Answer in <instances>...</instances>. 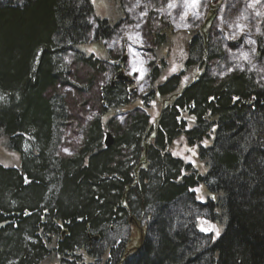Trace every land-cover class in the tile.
Wrapping results in <instances>:
<instances>
[{
    "label": "trees",
    "instance_id": "obj_1",
    "mask_svg": "<svg viewBox=\"0 0 264 264\" xmlns=\"http://www.w3.org/2000/svg\"><path fill=\"white\" fill-rule=\"evenodd\" d=\"M110 31L91 0H0V136L20 155L18 166L0 163V264H86L83 251L100 264H264V80L229 64L238 42L209 30L191 41L186 64L202 74L184 88L183 73L157 86L176 98L156 128L142 110L105 122L130 103V88L101 83L116 65L80 46ZM90 103L100 116L86 117ZM72 124L81 138L68 154ZM181 135L206 173L169 151ZM201 185L215 197L199 199ZM135 219L147 221L137 248L111 240Z\"/></svg>",
    "mask_w": 264,
    "mask_h": 264
},
{
    "label": "rangeland",
    "instance_id": "obj_2",
    "mask_svg": "<svg viewBox=\"0 0 264 264\" xmlns=\"http://www.w3.org/2000/svg\"><path fill=\"white\" fill-rule=\"evenodd\" d=\"M91 2L98 22L105 20L108 23L110 36L92 37L89 43L80 46V50L87 56L93 55L105 61L108 65H116L113 74L108 76L102 74L101 83L109 82L115 85L114 81L118 82L115 78L116 72L123 73L131 80L126 82L131 93L130 103L120 110L113 109L104 115L105 122L113 116L120 122L122 114L142 110L151 116L153 127L156 128L162 111L176 98V95L162 96L157 91V86L163 83L165 77L183 73L184 88L202 74L203 70L200 67L188 68L186 64L190 58L191 41L198 36L197 34H209V30H212L213 35L221 36L220 40L224 39L225 43L228 40L230 43L238 42L237 47L228 51L229 64L232 61L234 66L249 69L259 79L264 80V58L260 57L258 50L261 46L260 41L264 43V0H199L198 7L192 6V0H91ZM170 4L174 6L170 7ZM152 30L162 31L164 40L159 44L156 43ZM153 63L162 67V77L156 81L152 78ZM72 65L74 66V62ZM76 70L79 77L86 76L84 74L87 68L79 67ZM73 81L75 82V79ZM66 90L75 101L77 90L74 87ZM100 105L90 103L86 117L100 116L102 112ZM183 117L192 121L187 111L183 112ZM78 129L72 124L66 130L67 141L63 147L65 153L69 154L73 143L80 141ZM154 135L155 133L151 138ZM7 142V138L0 136V163L5 166H18L20 155L13 151ZM168 148L174 156L192 163L197 173H206L207 166L199 157L198 146H191L184 135L178 137ZM197 196L202 201L207 200V197H215L202 185ZM201 215L209 216L207 211H202ZM223 215L224 213L221 216ZM146 222L135 219L116 232L111 231V240L126 239L129 241L130 250L137 248L144 237ZM210 226L207 225L208 228ZM214 226L216 231L222 230L221 225L217 227L215 223ZM79 256L86 264L101 263L100 258L96 261L86 251L81 252ZM109 256V253H105L104 261L107 262ZM44 264L60 263L54 259Z\"/></svg>",
    "mask_w": 264,
    "mask_h": 264
},
{
    "label": "flooded vegetation",
    "instance_id": "obj_3",
    "mask_svg": "<svg viewBox=\"0 0 264 264\" xmlns=\"http://www.w3.org/2000/svg\"><path fill=\"white\" fill-rule=\"evenodd\" d=\"M116 79L122 82L131 81L129 78L125 77L121 72H118V74L116 75Z\"/></svg>",
    "mask_w": 264,
    "mask_h": 264
},
{
    "label": "snow or ice",
    "instance_id": "obj_4",
    "mask_svg": "<svg viewBox=\"0 0 264 264\" xmlns=\"http://www.w3.org/2000/svg\"><path fill=\"white\" fill-rule=\"evenodd\" d=\"M198 5H199V0H192V6L193 7H198ZM170 7H173L174 5H169ZM195 14V13H194Z\"/></svg>",
    "mask_w": 264,
    "mask_h": 264
},
{
    "label": "water",
    "instance_id": "obj_5",
    "mask_svg": "<svg viewBox=\"0 0 264 264\" xmlns=\"http://www.w3.org/2000/svg\"><path fill=\"white\" fill-rule=\"evenodd\" d=\"M111 142H112L111 136H110V134H108L107 138L105 140V143H106L107 146H109L111 144Z\"/></svg>",
    "mask_w": 264,
    "mask_h": 264
}]
</instances>
